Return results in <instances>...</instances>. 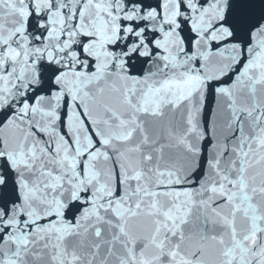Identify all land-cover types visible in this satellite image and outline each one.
I'll use <instances>...</instances> for the list:
<instances>
[{"label": "snow or ice", "instance_id": "1", "mask_svg": "<svg viewBox=\"0 0 264 264\" xmlns=\"http://www.w3.org/2000/svg\"><path fill=\"white\" fill-rule=\"evenodd\" d=\"M0 264H264V0H0Z\"/></svg>", "mask_w": 264, "mask_h": 264}]
</instances>
